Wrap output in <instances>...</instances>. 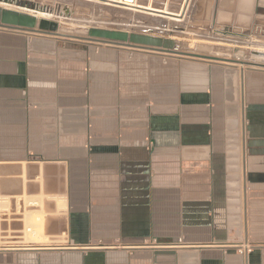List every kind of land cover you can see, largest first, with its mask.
Here are the masks:
<instances>
[{
	"label": "crops",
	"instance_id": "0c3cea01",
	"mask_svg": "<svg viewBox=\"0 0 264 264\" xmlns=\"http://www.w3.org/2000/svg\"><path fill=\"white\" fill-rule=\"evenodd\" d=\"M189 2L187 35L264 31V0ZM173 39L0 28V264H264V69Z\"/></svg>",
	"mask_w": 264,
	"mask_h": 264
},
{
	"label": "rangeland",
	"instance_id": "374dc122",
	"mask_svg": "<svg viewBox=\"0 0 264 264\" xmlns=\"http://www.w3.org/2000/svg\"><path fill=\"white\" fill-rule=\"evenodd\" d=\"M35 2H39L43 5H52L53 7H56L57 4L60 5H66L70 10L72 11V14L69 18H59L57 19L55 15L46 14V13H38L37 17L39 19H46L50 22H56L58 25V28L56 30V34L53 36L60 37L64 40H72L77 39L80 40V38H85L88 36L89 29L93 27L98 28H110V29H125L131 32H139L145 29L144 20L146 17L143 16V14H140L138 12L128 11L121 8H116L96 2H89V1H82V0H54V2L46 1V0H33ZM56 1V2H55ZM138 2L146 3L148 2V9H153L155 5L158 9L154 10L157 12H160L159 9L163 10V13L170 14V15H176L174 13L168 12V10H177V7L180 4H185L186 2L184 0H135V3ZM150 4V5H149ZM261 4V2H260ZM189 12L191 10V5L189 4ZM0 7L7 8V9H16L14 7L6 6L5 4H0ZM186 9V7H185ZM25 13L33 14L34 12H27ZM259 13L264 14V7L259 8ZM190 14V13H189ZM166 19L173 20L174 26L179 27V29H172V28H166V31L164 33H169L176 36H180L182 38L187 39L189 38L191 42H197V41H204L206 43H211L217 48H222L223 50L225 48L233 47L232 44H235L236 47L233 48L234 51H232L233 57H239L241 59V62L243 63V67L245 68H258V69H264V66L262 65H256L254 64V60L252 59V52H263L264 53V31L259 32L258 35H253L251 37L250 34L244 35L242 39H239L237 41H231L232 39L228 38L227 36H216V35H210L207 33L203 34H194L191 33L190 35H187L183 32H181V28L184 29V31H187L186 28H188V20L185 19L182 21V18H175L173 16H161ZM182 17V16H181ZM50 19V20H48ZM176 21V22H175ZM182 21V22H177ZM186 29V30H185ZM173 31V32H171ZM173 39V38H172ZM176 39V38H175ZM231 49V48H230ZM219 51V50H218ZM235 53H239L238 56L235 55ZM34 238L37 240L39 235V230L35 231Z\"/></svg>",
	"mask_w": 264,
	"mask_h": 264
},
{
	"label": "water",
	"instance_id": "95a60500",
	"mask_svg": "<svg viewBox=\"0 0 264 264\" xmlns=\"http://www.w3.org/2000/svg\"><path fill=\"white\" fill-rule=\"evenodd\" d=\"M54 2V0H46ZM58 1V0H56ZM55 1V2H56ZM70 1V0H67ZM89 2H96L116 8H121L128 11L152 14L156 16H173L175 18H184V14H178V11L171 10L176 15H170L154 11V8L148 9V2L135 3V0H82ZM190 1V0H189ZM187 2V1H186ZM0 4H5L6 6H11L16 9H7L0 7V27L2 28H12L18 30H25L29 32L55 35L58 25L56 22H50L46 19H39L37 17L38 13H46L55 15L57 19L59 18H69L72 14L70 8L66 5L57 4L56 7L52 5H43L39 2L33 0H0ZM185 8V7H184ZM183 10H186L184 9ZM187 8V7H186ZM34 12L33 14L25 13ZM182 16V17H181ZM178 30V28H175ZM166 27H159L157 25L150 26L145 25V29L139 32H131L125 29H110V28H98L93 27L89 29L88 36L85 38H80L83 41H91L96 43H106L109 45L125 46L134 49L143 50H158L162 52H177L178 47L174 39V35L169 33H164ZM173 32V31H171ZM252 59L254 61L260 60L259 64L264 66V53L263 52H252Z\"/></svg>",
	"mask_w": 264,
	"mask_h": 264
},
{
	"label": "bare ground",
	"instance_id": "6f19581e",
	"mask_svg": "<svg viewBox=\"0 0 264 264\" xmlns=\"http://www.w3.org/2000/svg\"><path fill=\"white\" fill-rule=\"evenodd\" d=\"M120 1H122V0H120ZM184 1H185V2L187 1V2L183 5V8H184V7H188V5H189V3H190L189 0H184ZM149 5H150V4H149ZM148 8H149V6H148ZM155 9H158V8L155 7ZM184 9H185V8H184ZM186 9H187V8H186ZM159 10H161V9H159ZM185 11H186V10H185ZM185 11H184V10H182L181 12L179 11L178 14H182V13L184 14ZM168 12H171V13H177V12H173V11H170V10H168ZM183 14H182V15H183ZM48 20H50V19H48ZM253 63H254V64H259V63H260V60H258V61L256 60V61H254Z\"/></svg>",
	"mask_w": 264,
	"mask_h": 264
},
{
	"label": "built area",
	"instance_id": "2783aa9c",
	"mask_svg": "<svg viewBox=\"0 0 264 264\" xmlns=\"http://www.w3.org/2000/svg\"><path fill=\"white\" fill-rule=\"evenodd\" d=\"M1 28V27H0ZM0 121H1V119H0ZM237 251L239 252V253H245V254H249V253H251V251H252V247H250V246H245V247H238L237 248Z\"/></svg>",
	"mask_w": 264,
	"mask_h": 264
}]
</instances>
